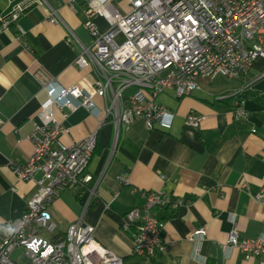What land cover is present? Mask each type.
<instances>
[{
  "label": "crops",
  "instance_id": "crops-1",
  "mask_svg": "<svg viewBox=\"0 0 264 264\" xmlns=\"http://www.w3.org/2000/svg\"><path fill=\"white\" fill-rule=\"evenodd\" d=\"M20 2L0 0V221L20 216L36 190L35 182L17 178L11 165L26 162L32 153L27 135L33 122H39L43 82L69 86L92 76L89 67L74 63L79 53L74 40L91 42L82 25L86 0L34 2L8 26V13ZM110 2L120 11L129 8L126 0ZM50 8L59 23L49 21ZM93 21L101 29L107 27L100 16H93ZM16 24L24 31L18 40ZM197 82V89L181 97L173 88L157 95L154 101L173 114L169 128L147 130L143 120L135 118L129 127L119 128L116 139L111 124L99 126L103 100L97 95L92 113L82 106L65 117L53 110L64 127L59 135L63 145L92 131L96 134L86 170L99 182L82 219L93 226L95 240L122 257L124 264H264L262 257L245 258L237 249L224 250L233 227L240 238L264 232V205L253 197L264 187V58L235 77H199ZM236 107L247 116L235 119ZM190 110L201 118L196 128L184 124ZM123 173L127 180L120 182L117 176ZM39 176L40 172L34 175ZM149 190L181 198L182 204L153 210L164 220L159 234L167 245L155 257L144 258L131 254L121 221L126 211L143 203L141 191ZM76 196L71 189H59L47 205L55 223V230L47 234L50 240H63L69 223L81 215ZM198 228L205 232L200 240L191 233Z\"/></svg>",
  "mask_w": 264,
  "mask_h": 264
},
{
  "label": "built area",
  "instance_id": "built-area-1",
  "mask_svg": "<svg viewBox=\"0 0 264 264\" xmlns=\"http://www.w3.org/2000/svg\"><path fill=\"white\" fill-rule=\"evenodd\" d=\"M127 11H120L110 0H86L84 28L90 34V44L78 40V55L74 63L89 67V80L81 77L69 86L43 82L45 98L39 104V122H33L27 138L32 153L22 164H12L17 178L33 180L36 190L26 201L22 214L0 221V264H124L122 257L105 249L94 238V228L85 223L82 213L94 200L99 177L87 172L95 149L96 134L92 133L70 145L59 140L62 123L55 118L54 108L67 116L77 106L92 113L93 96L103 100V116L99 126L109 123L116 139L119 128H127L135 118L143 120L145 128H169L173 114L154 101L165 88H173L181 97L198 88L199 77L222 75L235 77L246 72L254 60L264 58V0H126ZM46 0H22L8 15L16 22L27 5ZM49 21L59 23L53 8ZM93 16L105 19L101 29ZM6 25L5 23L3 24ZM18 36L24 31L16 24ZM235 119L247 112L234 109ZM200 117L190 110L184 124L196 128ZM40 172V176L34 175ZM125 182L126 174L117 176ZM246 188V183H242ZM71 189L81 202V215L69 223L63 240L52 241L47 234L55 223L46 212L47 205L59 189ZM143 203L124 213L122 231L131 240V254L153 258L167 245L159 233L164 220L154 214L163 206L176 209L181 198H171L159 190L141 191ZM253 197L264 205V187ZM229 230L224 245L226 252L237 249L243 257L264 258V232L254 237H242ZM192 238L203 239L204 228H198ZM20 248V255L11 252Z\"/></svg>",
  "mask_w": 264,
  "mask_h": 264
},
{
  "label": "rangeland",
  "instance_id": "rangeland-1",
  "mask_svg": "<svg viewBox=\"0 0 264 264\" xmlns=\"http://www.w3.org/2000/svg\"><path fill=\"white\" fill-rule=\"evenodd\" d=\"M204 78H206V80H208V79H213L214 77L213 78H211V77L210 78L209 77H204ZM218 78H221V77H217L216 79H218ZM20 251H21L20 248H16L13 252H11L12 253L11 254L12 258H15L16 259L21 254Z\"/></svg>",
  "mask_w": 264,
  "mask_h": 264
},
{
  "label": "trees",
  "instance_id": "trees-1",
  "mask_svg": "<svg viewBox=\"0 0 264 264\" xmlns=\"http://www.w3.org/2000/svg\"><path fill=\"white\" fill-rule=\"evenodd\" d=\"M11 23H14L13 21L7 22V25L9 26ZM2 26V23L0 22V27Z\"/></svg>",
  "mask_w": 264,
  "mask_h": 264
}]
</instances>
